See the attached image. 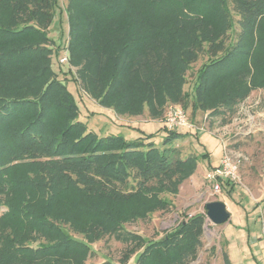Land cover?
I'll return each mask as SVG.
<instances>
[{
    "label": "trees",
    "instance_id": "16d2710c",
    "mask_svg": "<svg viewBox=\"0 0 264 264\" xmlns=\"http://www.w3.org/2000/svg\"><path fill=\"white\" fill-rule=\"evenodd\" d=\"M208 1L201 8L205 3L201 0H67L64 50L69 61L78 66L92 53H99L94 48L97 43L104 57L119 44L121 74L131 65L130 58L154 37L159 23H164L163 12L178 8L176 21L171 22L180 25L179 31L184 30L180 36L172 32L170 42H162L157 61L166 68L163 72H168L167 78L173 79L174 73L189 70L205 51L207 62L197 70L193 94H185L188 103L184 108L190 107L192 115L213 109L208 114L222 117L226 109L230 111L247 96L252 85L264 87V0ZM56 3L0 0V209H7L0 215V264H78L89 254L88 246L105 234H117L134 245L140 243L134 250L135 264H185L194 256L204 216L196 214L181 223L170 238H163V245L177 237L186 238L179 248L163 253L155 247L158 241L149 242L122 230V223L137 216L131 211L130 215L109 212L111 206L124 204L125 197L107 190L106 185L135 182L137 190L129 195L132 200L148 182L156 186L171 179L172 187L188 178L196 169L197 158L180 159L174 147L175 141L187 135L177 130L165 132L159 147L150 141L152 135L126 140L119 134L98 136L87 131L79 121L73 95L51 67V57H57L60 50V46L52 48L48 36ZM230 7L239 18L238 26L243 23V33L236 35L235 43L224 46L221 37L233 27ZM215 15L218 24L210 22ZM100 27L106 33L98 36ZM256 30L262 36L254 42ZM106 61L109 65L108 60H99ZM119 75L111 69L107 90L96 98L100 106H112L121 113L123 99L117 100L121 101L119 105L117 101L111 103V89L121 83ZM144 95L149 104L150 94ZM142 99L137 98L138 108ZM174 177L176 180H172ZM94 185L101 186L99 198H84L82 188L92 190ZM232 186L223 182L221 190L228 187L230 193ZM171 187L162 183L160 190ZM72 193L78 197L75 203L70 199ZM56 198L71 215L75 213L81 219L80 225L74 226L84 241L75 240L58 224L66 218V212L55 207ZM153 202L161 208L168 204L164 198ZM99 204L106 208L99 213L101 218H96L91 207ZM142 208L144 213L146 203ZM161 208H148L144 216ZM222 259L230 264L225 252Z\"/></svg>",
    "mask_w": 264,
    "mask_h": 264
},
{
    "label": "rangeland",
    "instance_id": "374dc122",
    "mask_svg": "<svg viewBox=\"0 0 264 264\" xmlns=\"http://www.w3.org/2000/svg\"><path fill=\"white\" fill-rule=\"evenodd\" d=\"M207 1L201 0L202 3L205 2L201 8L205 7ZM66 3L67 0H57L55 16L48 27V36L53 41L52 48L60 46L57 57H51V67L57 73L58 79L66 83L68 91L73 95L79 108V121L85 124L87 131L98 136L119 134L126 140L152 135L150 141L160 147L165 132H170L163 127L167 110L175 106L184 111L186 121L191 126L190 129H178L177 132L187 136L174 142L178 158L192 159L196 156L197 166L191 176L172 187L169 185L171 179L159 181L156 186L148 182L140 188L137 196L132 200L129 195L137 190L135 182H129L125 186L118 183L106 185L107 190L115 194L120 193L125 197L124 204L119 207L116 205L113 209L111 206L108 211H118L122 214H129L131 211V214L134 213L137 216L136 220L131 218L122 223V230L139 235L149 242L158 241L155 247L163 253L172 252L174 248L183 245L186 238L180 240L177 237L165 245H163V238H170V234H173L181 223H186L191 217L201 214L204 218L200 227V236L193 248L194 256L185 264H224L223 252L227 254L230 264H264V87L252 85L251 90L246 92L247 96L231 106L230 111L226 109L222 117L217 114H208L213 109L204 113L198 111L194 115L190 107L185 109L184 105L188 103L185 100V94H193L196 72L202 64L207 62L208 56L205 51L201 52L197 61L190 65L189 70L183 74L174 73L173 79L167 78V71L163 72L166 68L162 69L157 61L158 53L161 54L162 42H170L169 37L172 32L177 31V36H180L184 30L179 31L180 25L171 22L175 20L174 15L179 11L178 8L177 11L166 9V12H163L161 19L164 23L162 21L158 26L156 25L154 37L148 40L141 51L130 58L131 65L121 74L119 44L114 50L111 49L108 52L107 57H104L101 46L97 43L94 48L98 49L99 53H92L78 66L73 65L69 61L68 52L64 50L68 37V23L64 11ZM230 13L233 18V27L221 37L224 46L235 43L236 35L243 33L241 28L243 23L239 22L238 26L239 18L232 7H230ZM213 19L210 22L218 24V16L215 15ZM167 21L172 24H168ZM103 33L106 31L100 27L97 31L98 36ZM261 36L262 34L256 30L253 35L254 42L256 39H261ZM256 48L257 46L253 48V51ZM257 53L260 54V52ZM63 56L66 62L60 63L59 59ZM115 56H119L116 61H114ZM105 59L110 62L109 65L107 61L99 62ZM115 62L116 67H114ZM114 68L117 74H120L118 77L121 83L117 84L114 91L111 89L114 93L111 103L122 98L125 108L121 113L115 111L112 106L105 108L97 102V98L107 90L111 69ZM252 70L250 73L253 72ZM79 71L83 73V77L80 76ZM144 93L150 94L149 104ZM139 96L143 98L140 109L136 104ZM117 104H121V101H117ZM224 150L242 157L238 168L240 181L232 186L230 193L228 189L231 186L221 190L219 194H214L205 181V176L210 169L209 162L218 164ZM29 178H32V175ZM174 179L176 180V177L172 180ZM97 180L100 179L97 178ZM162 183L171 188L160 190ZM100 190L101 186L98 185H94L92 190L88 187L82 188L84 198L89 196L93 200L99 198ZM77 198L75 193L70 195L73 203ZM163 198L168 202L163 208L161 204L153 202ZM216 201L222 202L230 214L229 220L220 226H213L205 215V204ZM53 203L57 204L55 207L60 208V211L66 212L64 213L66 218L60 220L58 224L65 227L75 240L84 241V237L75 229V226L80 225L81 219L75 213L71 215L67 206L59 198H56ZM145 203L144 213L148 212V208L156 206L161 209L146 217L142 213V206ZM82 205L83 202L80 207ZM95 206H92L91 210H94L96 218H101L99 213L104 212L106 207L100 204ZM6 210L5 207L1 208L0 215ZM139 245L140 243L134 245L132 241L125 242L117 234H105L97 242L88 246L89 254L78 264H135L134 255Z\"/></svg>",
    "mask_w": 264,
    "mask_h": 264
},
{
    "label": "built area",
    "instance_id": "2783aa9c",
    "mask_svg": "<svg viewBox=\"0 0 264 264\" xmlns=\"http://www.w3.org/2000/svg\"><path fill=\"white\" fill-rule=\"evenodd\" d=\"M60 63H65L66 58L63 56L59 59ZM164 127L169 130H178L182 128L190 129L191 126L186 121L184 111L179 107H170L167 110ZM240 155H235L230 151L224 150V154L218 165L207 171L205 181L212 188V193L219 194L221 192V183L229 182L236 185L239 183V162Z\"/></svg>",
    "mask_w": 264,
    "mask_h": 264
},
{
    "label": "water",
    "instance_id": "95a60500",
    "mask_svg": "<svg viewBox=\"0 0 264 264\" xmlns=\"http://www.w3.org/2000/svg\"><path fill=\"white\" fill-rule=\"evenodd\" d=\"M204 208L206 218L213 226L225 224L230 218V214L227 212L222 202H210L205 204Z\"/></svg>",
    "mask_w": 264,
    "mask_h": 264
},
{
    "label": "crops",
    "instance_id": "0c3cea01",
    "mask_svg": "<svg viewBox=\"0 0 264 264\" xmlns=\"http://www.w3.org/2000/svg\"><path fill=\"white\" fill-rule=\"evenodd\" d=\"M209 164H210V166H212V167H215V166L218 165V164H211L210 162H209Z\"/></svg>",
    "mask_w": 264,
    "mask_h": 264
}]
</instances>
